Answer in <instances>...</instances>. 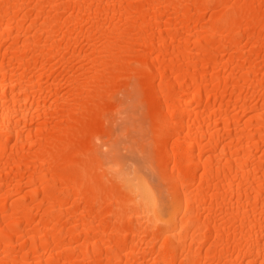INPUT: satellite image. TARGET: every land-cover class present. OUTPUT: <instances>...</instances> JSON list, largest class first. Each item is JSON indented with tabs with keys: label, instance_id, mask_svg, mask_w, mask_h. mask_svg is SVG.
I'll list each match as a JSON object with an SVG mask.
<instances>
[{
	"label": "bare ground",
	"instance_id": "obj_1",
	"mask_svg": "<svg viewBox=\"0 0 264 264\" xmlns=\"http://www.w3.org/2000/svg\"><path fill=\"white\" fill-rule=\"evenodd\" d=\"M0 264H264V0H0Z\"/></svg>",
	"mask_w": 264,
	"mask_h": 264
},
{
	"label": "rangeland",
	"instance_id": "obj_2",
	"mask_svg": "<svg viewBox=\"0 0 264 264\" xmlns=\"http://www.w3.org/2000/svg\"><path fill=\"white\" fill-rule=\"evenodd\" d=\"M125 128H123V123H121L119 126H118V130L119 131H122V130H124ZM125 132L127 133V134H129L130 136H132L133 137V139H134V136L135 135H137V137H138V132H136V130H134V129H132V128H128L127 130H125Z\"/></svg>",
	"mask_w": 264,
	"mask_h": 264
}]
</instances>
